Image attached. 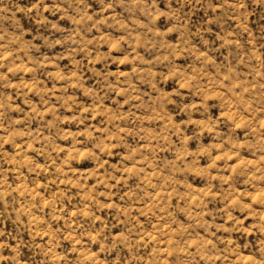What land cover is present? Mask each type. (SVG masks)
<instances>
[{
	"label": "rangeland",
	"instance_id": "rangeland-1",
	"mask_svg": "<svg viewBox=\"0 0 264 264\" xmlns=\"http://www.w3.org/2000/svg\"><path fill=\"white\" fill-rule=\"evenodd\" d=\"M0 264H264V0H0Z\"/></svg>",
	"mask_w": 264,
	"mask_h": 264
},
{
	"label": "clouds",
	"instance_id": "clouds-1",
	"mask_svg": "<svg viewBox=\"0 0 264 264\" xmlns=\"http://www.w3.org/2000/svg\"><path fill=\"white\" fill-rule=\"evenodd\" d=\"M169 2L171 3V0H169ZM243 6V5H242Z\"/></svg>",
	"mask_w": 264,
	"mask_h": 264
}]
</instances>
